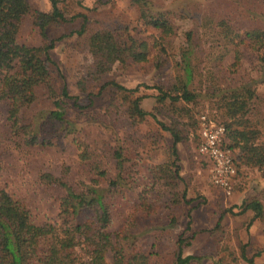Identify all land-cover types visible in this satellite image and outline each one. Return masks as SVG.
<instances>
[{
	"label": "rangeland",
	"instance_id": "obj_1",
	"mask_svg": "<svg viewBox=\"0 0 264 264\" xmlns=\"http://www.w3.org/2000/svg\"><path fill=\"white\" fill-rule=\"evenodd\" d=\"M143 1L152 13L168 17L174 34L162 36L146 26L135 0H64L59 8L66 21L48 25L44 41L35 13L49 12L51 3L26 0L30 9L19 22L17 42L43 47L55 41L50 60H45L49 84L35 88V100L21 107L15 123L8 118L7 101L0 100V189L27 207L34 224L58 225L65 190L41 182L39 175L48 172L61 177L78 192H85L95 181L106 188L108 230L127 256L140 253L148 264H175L177 237L183 234L188 241L183 256L196 257L189 264H264V220L250 223L253 211L240 212L246 201L264 203V167L237 160L228 192L212 184L209 163L197 152L198 118L205 115L226 128L229 118L220 99L251 80L255 96L243 118L258 131L255 143L264 145V65L258 51L245 43L238 47L239 65L230 66L234 49L221 32L222 25L238 33L264 29V0ZM80 13L88 21L78 35L81 19L71 17ZM102 30L112 31L125 43L130 37L146 42L148 60L98 65L89 37ZM188 31L192 33L189 46ZM185 48L192 49L195 72L189 90L195 99L162 101L160 91L179 93ZM111 81L127 89L139 88L122 91L107 84ZM64 86L69 97L62 94ZM137 96L142 97L144 110L177 128L182 136L177 157L169 132L152 117L129 116L130 103ZM52 109L64 111V120L50 118L47 113ZM115 151L122 155L121 167ZM97 169L106 175L100 177ZM111 180L116 184L110 185ZM91 215L92 211H84L80 219ZM111 258L108 252V264ZM132 263L139 264L136 259Z\"/></svg>",
	"mask_w": 264,
	"mask_h": 264
},
{
	"label": "trees",
	"instance_id": "obj_2",
	"mask_svg": "<svg viewBox=\"0 0 264 264\" xmlns=\"http://www.w3.org/2000/svg\"><path fill=\"white\" fill-rule=\"evenodd\" d=\"M49 1L51 3L49 12L35 13V22L40 28L44 41H47L46 27L48 25L66 21V17L59 8V3L64 0ZM135 2L139 7L140 18L146 26L159 30L162 36L174 34L171 22L165 14L152 13L143 0H135ZM29 9L26 0H0V100L7 101L8 118L14 123L21 107L35 100V88L41 84H49L45 60H50L49 50L53 48L55 41L50 40L43 47L17 42L19 22L24 15L28 14ZM75 17L81 19L80 28L76 31L78 35H81L86 28L87 16L80 13L71 19ZM223 31L234 49V60L230 66L235 68L239 65L241 55L238 47L245 43L258 51L259 61L264 65V29L254 28L238 33L222 25L221 32ZM130 39L128 43H125L112 31L102 30L89 37V46L98 65L115 61L124 63L128 59L132 62L147 61L149 53L147 43L132 37ZM185 40L189 46L192 41L191 31L186 32ZM43 54L45 59L42 57ZM191 54V48H185L181 52L183 77L177 88L179 93H166L159 90L160 100L191 102L195 99L194 93L189 90L195 72ZM250 82L231 89L229 96L220 99V104L229 118L223 144L233 152L236 173L237 160L241 164L264 167V145L255 143L258 131L248 124L246 118H243L247 113L249 101L255 96V89L250 87ZM107 84L122 91L135 92L139 88L137 85L127 89L114 81ZM62 94L69 97L65 86L62 88ZM72 98L73 103L77 104L76 97ZM141 99V96H137L131 101L129 116L135 120H144L146 116L152 117L162 130L169 132L172 139L171 150L177 157V143L182 140V136L177 128L165 125L153 113L144 110L140 106ZM47 114L52 119L64 120L62 110L52 109ZM234 149H238L237 155L234 154ZM121 156L120 152L115 151L118 167H121ZM175 168V174H178V167ZM97 174L100 177L106 175L102 169H97ZM39 179L41 182L55 184L65 190V195L59 203L60 223L58 225L34 224L27 207L21 201L12 198L5 190L0 189V264H108L106 259L108 252L112 254L111 264H133L132 260L135 259L139 264H148L145 254L132 253L131 256H127L119 242L113 241L111 231L108 230L111 225V216L105 201V187L93 181L94 183L89 185L85 192H78L63 178L51 173L43 172L39 175ZM109 184H116V180H111ZM182 197L185 199V194ZM241 206L240 212L253 211L250 223L257 218L264 220L263 202L252 199L242 203ZM87 210L92 211V215L81 220L82 213ZM190 224V214H188L187 229L190 228ZM176 242L178 252L175 256V264H189L191 260L196 259L193 255L183 256V246L188 245L183 234L177 237ZM242 256L247 258L243 252Z\"/></svg>",
	"mask_w": 264,
	"mask_h": 264
},
{
	"label": "built area",
	"instance_id": "obj_3",
	"mask_svg": "<svg viewBox=\"0 0 264 264\" xmlns=\"http://www.w3.org/2000/svg\"><path fill=\"white\" fill-rule=\"evenodd\" d=\"M198 122L197 152L209 163L212 184L229 192L236 168L232 150L223 144L225 127L205 115Z\"/></svg>",
	"mask_w": 264,
	"mask_h": 264
}]
</instances>
